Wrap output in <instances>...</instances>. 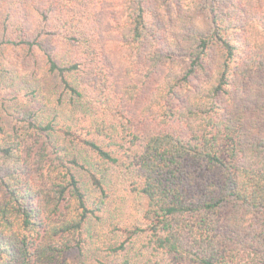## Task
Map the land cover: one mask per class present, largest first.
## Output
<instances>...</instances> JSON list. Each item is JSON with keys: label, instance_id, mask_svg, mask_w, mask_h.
Here are the masks:
<instances>
[{"label": "trees", "instance_id": "1", "mask_svg": "<svg viewBox=\"0 0 264 264\" xmlns=\"http://www.w3.org/2000/svg\"><path fill=\"white\" fill-rule=\"evenodd\" d=\"M96 247L264 264V0H0V264Z\"/></svg>", "mask_w": 264, "mask_h": 264}, {"label": "rangeland", "instance_id": "2", "mask_svg": "<svg viewBox=\"0 0 264 264\" xmlns=\"http://www.w3.org/2000/svg\"><path fill=\"white\" fill-rule=\"evenodd\" d=\"M103 14H106V8H104V12ZM135 205V203L133 202V200H130L127 203V207L122 208L121 209L123 211H118L115 212L114 214L116 215V221L117 222H122V225L126 224V223H130L135 219L136 214L133 212L134 210L132 209V207ZM111 208H113V205L111 206ZM96 250V251H95ZM95 250L92 248V250H90L89 254H87L85 257H82L81 260H73L71 264H98L100 259H105V251L103 250H99L97 249V247L95 248ZM99 258V259H98Z\"/></svg>", "mask_w": 264, "mask_h": 264}]
</instances>
